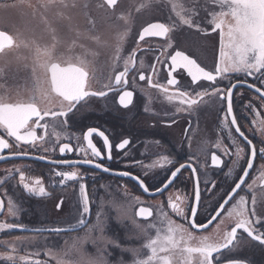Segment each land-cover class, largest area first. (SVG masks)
I'll use <instances>...</instances> for the list:
<instances>
[{
  "label": "flooded vegetation",
  "instance_id": "flooded-vegetation-1",
  "mask_svg": "<svg viewBox=\"0 0 264 264\" xmlns=\"http://www.w3.org/2000/svg\"><path fill=\"white\" fill-rule=\"evenodd\" d=\"M13 1L15 0H0V5ZM88 2L90 3L88 15L96 21V5L102 0H88ZM141 2L142 0H121L117 9V12L127 11L129 6H132L134 17L131 33L121 53L122 57H127L132 50H136V67L130 71L129 84L125 89L133 91L132 105H129L127 109L123 108L119 105V93L110 92L107 97H90L86 102L77 105L78 110L74 109L67 118H60L61 121L67 119L66 125L57 123L53 129L49 120L50 126L47 130L36 128L37 136H43L44 139L37 141L34 146L23 143L17 146L14 138L4 135V138L13 147L0 153L6 157V159L0 160V178L8 177L9 170L12 171V175L0 186V199L4 200L5 205L4 211L0 212V222L15 223L23 227L0 231V254L11 253L27 256L29 260H39L41 264H58V260L56 261L48 252L49 249H56L63 253L66 250L68 252L73 250L72 245L79 240H84L85 235L92 234L91 236H93L100 233L93 228V225L103 221L106 224L104 235L109 240L115 241V244L97 242L95 245L87 239L83 243L84 248L93 257L103 252L109 264H117L121 258L125 264H131L132 255L121 249L126 247L141 248L143 244L147 243V240L137 239L131 222L118 220L119 212L121 216L134 217L141 225L155 224L163 232L167 226V218H171L177 223H184L169 207L170 197L176 202H180L177 201V197H180L181 200L187 197L186 204L188 206L195 204L194 189L197 180H199L201 201L197 207L200 214L198 218L202 219L205 213H213L214 209L218 208L226 193L231 191L235 183L239 182V177L243 175V169L247 167L246 161L251 156V148L243 137L235 132V126L230 123L231 117H229L231 137L229 129L223 128L222 122L227 109L226 100L221 101L218 97L213 99L205 97L204 100L208 103L198 102L189 110L187 104L180 103L181 97L177 96L171 101L167 99L168 95L176 92L175 87L168 86L169 92L165 94L158 89L149 88L147 80H139V72L142 71L146 77L151 75L154 82L166 85L167 72L171 66L168 56L177 50L184 51L186 55L196 59L202 67H206V70L214 71V66L220 58L219 30L212 32L209 26L207 34H204L194 28L189 29L186 25H181L178 28H173L167 37H146L144 41H139L137 49L136 42L139 40V31L143 26H147L148 22L171 23L176 21L178 23L175 14L171 11V6H165L167 0H157L151 10H142L137 13L135 7ZM181 2L187 7L192 6L189 0H181ZM73 10L74 15L72 16L76 21L72 26L78 27L83 35L77 39V45L71 52L62 50L60 53H63L65 57H74L84 54L86 50L98 51L100 55L96 57L94 64L95 79H90L89 86L91 90H100L103 84L108 83L109 75L114 78L116 72L123 70V60L119 61V66L115 71L110 66L118 31L117 25H122L123 22L104 21L105 25L112 29L113 39L107 43L108 47L97 49L93 40L85 38L88 35L87 30L90 28L88 17L79 8ZM101 10L106 16L111 13V10L106 8ZM197 10L206 21L210 19L209 12L219 9L211 3V0H198ZM169 16L172 21L169 20ZM67 25L68 23L65 21H59L58 25V36L66 44V47L70 39L75 38V35L68 31ZM0 31H6L10 35L16 36L10 28L1 25ZM169 42L172 47L168 48L164 56H161V52ZM15 50L0 54V67L5 68V75L0 77V90H12L15 85L11 80V76L15 78V75H12L16 65V61L13 59ZM158 56H161L164 63L157 61L156 57ZM87 59L91 60L92 57L87 56ZM141 61L144 64L143 68H140ZM153 65H155V72H153ZM27 74L24 78L25 83L21 86L22 90L32 87L30 68L27 69ZM173 76L182 85L180 91L188 92L190 97L195 96V91L203 90L196 85L188 87L191 77L187 76L183 69H177L173 72ZM133 77H135L134 84ZM41 78L43 79V77ZM217 79L220 81L219 86L225 91L226 86L236 85L232 89L233 115L236 116L241 131L252 140L257 149V155L253 159V168L248 170L249 174L245 177V183L237 191L239 195L246 197L249 209L253 207V195L256 196V212L264 221V180L259 179L261 166L264 165V157L259 152V149L264 147V135H262L260 126L253 123L254 120L264 119V100L260 97V93L256 92V88H260L264 92V83L261 82L262 78L259 73L251 76L245 73H228L225 78L218 77ZM198 83L207 86L211 82L201 81ZM8 95L12 97L6 99L9 102H15L19 99H27L29 93L24 96H14V93L9 91ZM55 103L58 105V99L55 100ZM177 108L186 110L178 112ZM257 113H259V117H257ZM90 127L97 128L108 137L112 145L111 159H108V149L104 146L103 138L97 133H93L92 139L102 156L101 158L91 156V150L87 149V143L83 140L84 133ZM54 131L61 133L59 140H57ZM65 136L68 139H65ZM124 139L129 140V145L124 149H118L116 145ZM233 139L245 147V154L244 158L240 160L239 166L228 175V170L233 168L232 162L236 159L235 155L231 154L235 152V147L232 144ZM218 141L221 142L219 148L215 147ZM64 143L70 144L71 152L67 150L63 154L59 152V147ZM45 148L48 149L47 152L44 151ZM80 148H84L87 155L85 152L79 151ZM225 148L230 154H225ZM12 151H27L29 154L14 156L9 154ZM213 153L220 157L222 161L220 166L212 164ZM39 156H44L46 159H39ZM162 156H167L172 163H163ZM86 158L95 159L96 163L104 165L110 171L104 172L102 169L95 168L94 165L73 163ZM53 161H68L69 163L57 164ZM180 163H191L197 169L196 174L193 175L191 169H182L174 183L162 193L155 196L143 193L139 186V180H143L149 191L153 192L156 187H162L164 183H167L171 171H174ZM153 165L155 166L153 167ZM16 167L25 173L26 180L30 184L39 179L49 195L39 197L27 193L19 184V172L15 171ZM76 170L83 176L82 180L67 181L64 185L59 184L61 177L56 176V172ZM120 172H128L130 175L121 176ZM133 177L138 179H133ZM254 180L256 183L252 189H249L247 186ZM212 182H215L216 187L211 192L206 191V188L211 187ZM80 183L86 185L90 209L89 213L82 216L83 201L79 189ZM239 195L230 201L226 209L236 203ZM136 197H139V202ZM9 198L13 199L20 208L17 217L7 215ZM57 204L61 205L59 209L56 207ZM121 205L122 207H120ZM140 207L150 208L153 215L146 220L135 216ZM165 213L167 218L163 215ZM81 218L85 221L82 226L79 224ZM220 220H223V223L220 224L219 232L210 228L203 232L195 230L196 235L212 234L215 238H221L225 231H229L234 226L235 220L229 218L226 211L222 213L221 217H218L215 223H219ZM257 227L264 231V227L259 225ZM53 228H61L64 231L59 233L47 231ZM90 229L92 230L90 231ZM149 234L155 238L156 228L149 229ZM17 237L21 238V241L13 245L12 242L17 241ZM4 241L9 243H2ZM116 244L120 247H117ZM13 246L17 249L15 253H12ZM105 248L106 252H104ZM146 254L147 250L143 249L140 258H146ZM232 261H242L244 264H264V246L252 241L247 233L238 229L237 241H234V246L222 249L219 254V264H231ZM0 264H11V262L0 256ZM174 264H181L178 255L174 257Z\"/></svg>",
  "mask_w": 264,
  "mask_h": 264
},
{
  "label": "snow or ice",
  "instance_id": "snow-or-ice-1",
  "mask_svg": "<svg viewBox=\"0 0 264 264\" xmlns=\"http://www.w3.org/2000/svg\"><path fill=\"white\" fill-rule=\"evenodd\" d=\"M121 3V0H102L97 3L96 7L101 9L111 10L109 16L105 18L106 22L109 21H122V25H117L118 31L116 32L115 45L113 46L114 54L111 57V68L113 71L119 66V61L123 60V70L116 72L114 78L109 75L108 83L103 84L100 90H91L89 86L90 79H95V59L100 55L98 51L86 50L84 54L78 56L65 57L63 53L58 52L57 45L62 41L58 36L57 27L53 26L52 21L49 20L46 13L51 9H55V19L57 21H68V31L75 32V38L70 39L67 43V51L71 52L77 45V39H79L83 33L78 27L72 26L71 11L73 9H81L84 15L88 17V24L90 28L87 30V39L93 40L99 48L108 47L106 41H104L100 35H95L96 21L88 15L90 9V3L88 0H36L33 3L32 0H16V3L10 5L12 7H22L32 10V16L35 18L37 15L40 20L45 24L51 33L52 43L48 45H41L35 39H26L22 34L17 33L16 36L10 35L6 31H0V54H4L6 51L16 49L19 53L20 49L27 50L30 55L23 56L17 55L18 61H30L24 63L25 69H31L30 79L32 81V87L25 89L29 93L27 99H19L15 102H9L5 95H0V153L5 149H11L13 146L9 144V141L4 138H14L17 146L20 143L25 145H35L37 141H43V136H37L36 128H42L47 130L50 126L49 120L52 123L53 129L57 123L62 125L67 124V119L63 121L60 118H67L69 113H73L74 109H77V105L82 102H86L90 97H107L110 92L119 93V105L127 109L129 105L133 104V91L125 90L129 84L128 76L130 71L136 67V50H132L127 57H122L121 53L124 48L130 33L131 24L134 20L132 15V6H129L127 11L117 12V9ZM157 3V0H142L138 6L135 7L137 13L142 10H151ZM191 7L185 6L181 0H167L165 6L170 5L171 11L175 14L178 23L172 21L171 16L169 20L171 23H151L148 22L147 26H143L139 31V40L137 43V49L139 48V41H144L146 37H167L173 28H178L181 25H186L189 29H196L198 32L207 34V29L210 26L212 32L219 30L220 35V58L214 66V71L206 70V67H202L196 59H193L189 55H186L184 51H175L174 54L168 56L171 62L170 70L167 72L166 85L154 82L151 75L145 76L141 71L139 72V80H147L149 88L158 89L161 92L167 94L169 92L168 86L176 88V92L167 96L169 101L179 96L181 104H187L188 109H192L198 102L208 103L204 100L205 97L209 99L219 98L221 101H227L226 115L222 122V126L225 129H229V136L231 137V129L229 127V117H231V125L235 126V132L247 142V145L251 148V156L247 159V167L243 169V175L239 177V182L235 183V186L230 192L226 193L225 198L219 203L218 208L214 209L213 213H205L203 218H198V205L201 201L200 182L197 180L194 189L195 204L188 206L186 204L187 197L181 200L177 197L176 202L169 198V207L172 211L179 216L184 223H177L171 218H167V214H163L167 218L166 229L161 232L155 224H149L147 226L137 223L134 217L118 215V220H129L133 225V232L137 239H146L147 243L143 244L141 248L126 247L122 248L123 252H128L132 255L133 259L131 264H173L175 256H179L181 264H219V254L222 249H229L230 246H234V241H237V230L242 229L252 241L258 242L259 245L264 246V231H261L257 225L264 227V221L257 215L255 205L257 203L256 196L252 197L253 207L249 209L247 207L248 201L245 196L239 195L238 191L241 189V185L245 183V177L248 176L249 169L253 168V159L257 155L256 146L252 140L241 131V127L237 124V118L233 115L232 104V89L236 87L235 84L226 86L225 89L219 86L220 81L218 77L225 78L228 73H245L249 76L259 73L261 75V82L264 83V0H211V3L215 5L219 10H213L208 13L210 19L205 21L203 16H200L197 10L198 0H189ZM7 7L9 5H0ZM203 24V26H202ZM111 26V25H110ZM81 47H83L81 45ZM172 44L169 42L167 47L161 52V56L167 53L168 48H171ZM87 56H91L92 59H87ZM161 56L156 57L158 62L164 63L161 60ZM167 66V65H166ZM143 61L140 62V68H143ZM153 72L156 71L155 65ZM177 69H183L187 76L191 77V83L188 85H196L198 88H202V91H195V96L190 97V94L186 91H180V82L173 76V72ZM5 75V68L0 67V77ZM43 77V79L41 78ZM208 81L211 82L207 86L198 82ZM135 83V77H133V84ZM254 87V85H252ZM256 92L260 93V97L264 100V92L260 88H256ZM19 95V91L17 92ZM58 99V105L55 100ZM251 107V106H249ZM57 109V110H54ZM78 110V109H77ZM147 110V109H146ZM186 109L177 108V111H185ZM254 111V109H253ZM259 117V113L256 114ZM48 118V120H46ZM44 123H41V122ZM254 124H258L264 135V119H257L253 121ZM93 133H97L103 138L104 146L108 149V159H111L112 145L109 142L108 137L104 132L98 131L97 128L90 127L83 135V140L87 143V149L91 150V156L94 158H101V151L93 143ZM47 134V133H46ZM57 140L60 139L61 133L55 132ZM68 139L67 136L64 137ZM79 139V138H77ZM232 144L235 147L234 154L236 159L233 160V168L228 170L230 175L234 168L239 166L240 160L244 158L245 147L241 146L236 139L232 140ZM129 145V140L124 139L116 147L118 149H124ZM215 147H221V142L218 141ZM71 152L72 148L69 143H64L59 147L61 154L65 151ZM79 151L87 152L84 148L78 149ZM48 151L47 148L44 149ZM225 154H230L228 149H224ZM260 155L264 157V147L259 149ZM14 156H26L29 153L27 151H12L9 153ZM39 159H46L44 156H39ZM6 159L4 155H0V160ZM161 161L163 163L171 164L172 161L167 156H162ZM211 162L215 166H220L222 161L215 153L211 156ZM57 164H67L68 161H53ZM85 165H94L97 169H102L104 172L110 171L100 163H96L95 159H83L78 162ZM159 163V162H158ZM155 165H153L154 167ZM161 166H163L161 164ZM191 169L193 175L196 174L197 169L192 166L191 163H180L178 167H175L174 171H171L170 177L167 179V183H164L162 187H156L154 193H162L169 185L174 183L177 175L181 173L182 169ZM259 179L264 180V165L261 166ZM16 172H19V184L23 186V189L35 196L44 197L49 195L42 182L37 179L34 183H29L26 180L25 173L20 170L19 167L15 168ZM12 171L9 170L8 177L0 178V186H2L7 179L11 178ZM121 176H129L128 172H120ZM56 176L61 177L59 180L60 185H64L67 181L82 180L83 176L76 171H59L56 172ZM133 179H138L133 177ZM207 184V182H205ZM256 181L247 187L252 189ZM139 186L145 193H149V188L145 186L143 180H139ZM216 187L215 182H212L211 187L206 188V191L211 192ZM80 193L83 201V214L89 213V198L86 192V185L84 183L79 184ZM236 195H239V199L231 208L226 209ZM139 202V197H136ZM62 203V201H61ZM183 205V206H182ZM4 200L0 199V212L4 211ZM60 204H57V209L60 208ZM122 207V205L120 206ZM20 208L9 198L7 201V215L11 217H17ZM227 212L229 218L235 220L234 226L229 231H225L221 238H215L212 234L209 235H196L195 230L201 232L207 231L210 228L215 232H219L220 224L215 223L218 217H221L222 213ZM250 213V215H249ZM153 215L150 208L140 207L135 213V216L143 219H148ZM99 221V217H98ZM83 218L79 220V224L84 225ZM22 225L8 222H0V231L13 230L16 228H22ZM106 224L103 221H99L93 228L101 233V240L106 243L115 244V241L107 240L103 236ZM156 228V235L153 238L149 234V229ZM71 230V229H68ZM92 229H90L91 231ZM44 231V230H40ZM54 233L64 231L61 228L48 229ZM79 240L72 245L73 250L78 254L79 258L74 261H66L58 256V264H109L106 256L103 252L96 257H89L81 251L82 245L85 240ZM21 241V238L17 237V241L12 242L15 245L16 242ZM195 242V243H193ZM2 243H9L4 241ZM95 243V241H93ZM117 247H120L116 244ZM146 249V258H140L142 250ZM17 251L16 247H12V253ZM106 252V248L104 249ZM165 254V255H161ZM67 255V253H65ZM3 259L11 262V264H41L39 260L31 261L27 256L13 255L11 253L0 254ZM117 264H125V261L121 258L117 261ZM231 264H244L242 261H232Z\"/></svg>",
  "mask_w": 264,
  "mask_h": 264
},
{
  "label": "rangeland",
  "instance_id": "rangeland-1",
  "mask_svg": "<svg viewBox=\"0 0 264 264\" xmlns=\"http://www.w3.org/2000/svg\"><path fill=\"white\" fill-rule=\"evenodd\" d=\"M32 2L36 3V0H32ZM15 3L16 0L9 4L7 3L1 4V5H9V6L7 7L0 6V25L3 27L10 28L15 33V35H17V33H20L26 39H35L42 46L51 44L52 43L51 33L49 29L45 26V24L40 20L39 16L37 15L35 18H33L31 9L10 6ZM55 11H56L55 9H51L49 10L48 13H46V15L48 16L49 20L52 21L53 26L57 27L58 29L59 21L55 19L54 16ZM70 14L71 16L74 15V10H72ZM80 16H81V12H80ZM96 16H97L96 21L98 28L95 32V35H100L101 38L108 43L110 42V40L113 39L112 37L113 31L111 28L109 29V27L104 23L105 18L107 16L103 12V10L97 7H96ZM74 21H76V19L74 16H72L71 23L73 25H75ZM65 22L68 23V21ZM71 34L75 35V32H71ZM95 47L97 49H102L99 48L96 43H95ZM57 50L59 52L62 50L66 51L67 50L66 44L62 41L60 44L57 45ZM13 53H14L13 59L16 61V65L13 68V74H12L15 75V78L11 76V80L12 82L15 83V85L12 90H3V89L0 90V95H5L6 98L12 97L8 95L9 91L13 92L14 96H24L28 94L25 91V89L22 90L21 86L25 83L24 78H26V76L28 75L27 69L23 67V64L29 63L30 61H18L16 57L18 54H22L23 56H29L30 53L25 49H20L19 53L17 52V50H15ZM18 91H19V95L17 94ZM127 208L129 209V207ZM91 235H85L84 239L87 237L88 241H92V242L95 241V245H97V242H101V243L105 242L104 240L100 239L101 233L98 234L96 233L93 236ZM103 236L107 240H109V238L105 236L104 233ZM81 251L84 252L87 256L93 257V255L84 248V245H82ZM48 252L56 261L58 260L57 254H59V258H63L66 261H74L79 258L75 250H70L69 252L68 250H66L63 253L62 251H57L56 249L53 250L49 249ZM65 253H67V255H65ZM173 264H174V260H173Z\"/></svg>",
  "mask_w": 264,
  "mask_h": 264
},
{
  "label": "water",
  "instance_id": "water-1",
  "mask_svg": "<svg viewBox=\"0 0 264 264\" xmlns=\"http://www.w3.org/2000/svg\"><path fill=\"white\" fill-rule=\"evenodd\" d=\"M142 189V188H141ZM142 191H143V189H142ZM144 192V191H143ZM155 192V191H154ZM154 192H149V193H145L146 195H149V196H155V195H151L150 193H154ZM156 194H159V193H156Z\"/></svg>",
  "mask_w": 264,
  "mask_h": 264
}]
</instances>
